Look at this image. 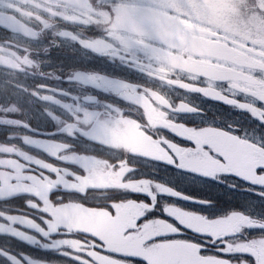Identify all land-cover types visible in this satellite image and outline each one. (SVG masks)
Returning <instances> with one entry per match:
<instances>
[{"label": "flooded vegetation", "instance_id": "obj_1", "mask_svg": "<svg viewBox=\"0 0 264 264\" xmlns=\"http://www.w3.org/2000/svg\"><path fill=\"white\" fill-rule=\"evenodd\" d=\"M60 2L66 7L56 10L64 11L74 19L65 21L60 17H54L52 26L43 31H40L39 24L32 23V27L40 31V36L35 41L0 27V48L6 50L0 51V56L8 57L10 51H17L23 56L25 54L23 48H27L28 55L34 60L32 66H22L25 67L24 71L0 66L1 86L3 83L6 86L0 93L1 103L7 106L36 105L40 108L48 106L51 109L50 112L56 116V119L49 118L47 131H39L31 126L35 121L37 123L38 119L34 110L27 112L29 108H23L19 118H14L25 121L26 117L30 122V129L34 130L29 131L28 136L36 141L45 142L46 147L40 150L36 146L7 145L23 151L32 159H23L15 150L12 153L0 154V160L5 162L0 165V192L7 194L11 191H24V187L31 183L46 184L42 179L18 182L15 172L16 167L21 165L23 166L22 175L39 176L42 172H50V169L45 170L42 167L43 163H48L57 169L54 179L60 188L66 189L60 195L67 203L51 206L53 218H58L61 226L70 228L74 232H91L109 240L114 247L120 248V217L126 211L127 205H133V201L129 199L114 203L113 214L102 206L105 202L104 195L93 192L84 203H80L75 197V193L78 192L71 185L76 179L81 181L84 188L80 193L85 189H105L106 185L113 186L107 189H119L128 182L131 184L132 179L124 180L122 174L124 171L134 169L135 162H127L124 170L119 169L120 172L117 171L115 177L110 179L103 174L95 176L96 172L89 171L88 164H83L86 168L83 169L70 160L67 163L60 161L62 152L70 157L71 154H85L88 158V149H80L81 147L77 145L86 136L80 134L69 136L61 133L60 129L64 128L65 123L70 120L66 110L53 103L43 102L22 89L30 91L37 84H46L51 89H60L68 93L58 98L62 103L71 104L73 110L79 106L99 113L101 121H113L102 128L93 123L79 124L85 132L96 128L94 136L97 137L113 138L112 128L119 135L120 131H124V127H130L132 132L138 131L143 136L149 137L151 130L149 129L146 134L147 129L152 128L153 124L157 122L168 124L171 117H178L152 99L151 95L156 94L163 98L173 110L178 105L185 104L199 109L202 116L206 117H209L208 112L211 111L223 112L227 114L223 116V119L234 122V129L239 130L241 135L264 141V127L249 113L229 106L228 103H219L218 100L205 98L213 94L217 95L222 90V95L228 100L233 98V89H235L241 95L234 98L251 110L252 98L258 99L264 95V78L249 76L244 69L251 67L253 57L264 55V51L244 43L252 37L232 39L223 34L209 36L199 32L193 29L196 27L188 26L196 25L190 18L175 17L170 9L167 12L155 10L161 6L153 0L155 7L152 9V17L158 29L156 37L142 42V45L135 50L126 51L116 37L108 36V33L112 31L111 24L115 20V17L109 14L113 0H60ZM28 10L36 11L30 5ZM0 11L8 12L9 10L0 9ZM25 23H28L27 19ZM61 31L71 35L61 37L59 35ZM72 36L77 39L73 40ZM117 36L122 34L117 33ZM99 37H104L105 42L112 43L113 48L119 49L118 56L124 59L111 55L113 48L107 50L109 54H98L79 43L80 40L92 43ZM262 37L264 36L255 38L256 42L264 40ZM248 53H252V56ZM72 71L85 74V79L88 74H99L104 79H97L95 84L83 81L69 82L68 74ZM87 97L94 99L90 101ZM37 125L36 128L39 127ZM106 130L110 133L109 135H107L108 132H104ZM5 134L7 135L6 131L0 133V140H7ZM61 139H66L64 144L69 146L67 150L53 148L54 144L63 143ZM53 150L57 151V158L51 156ZM99 150L97 147L93 148L94 153ZM36 160L41 161V165H37ZM233 182L230 179L221 183L229 189L228 193H222L221 198L228 200V195L233 198L238 197L236 195L238 190H232L233 187H229V184ZM62 185L68 187L63 188ZM238 187L241 188V194L248 200L257 204L264 203V197L257 194L258 190H250L247 184L241 186L238 184ZM135 196L136 194H133V198ZM30 198L33 197L29 194H17L5 199L0 195V212L22 218L31 216L35 219L40 213L26 206L25 202ZM0 224H3L5 229L11 227L22 230L25 235H32L39 241L32 245L11 234H0V249L15 256L21 264H28L24 259L25 256L33 261H40L41 264H73L71 260L60 255L58 250L41 247L43 244H49L50 240L40 234L26 227L21 228L18 223H11L2 217H0ZM0 264H11V262L6 257L0 256Z\"/></svg>", "mask_w": 264, "mask_h": 264}, {"label": "snow or ice", "instance_id": "obj_2", "mask_svg": "<svg viewBox=\"0 0 264 264\" xmlns=\"http://www.w3.org/2000/svg\"><path fill=\"white\" fill-rule=\"evenodd\" d=\"M28 5L36 9V11L28 10ZM63 7H66V5L62 4L60 0H43V2H39V0H23V3L22 0H0V9L9 10L8 12L0 11V27H4L14 34L23 35L24 38L35 41L39 38L40 31L49 29L52 26L54 17H60L65 21L74 19V17L67 15L66 12L56 10L57 8ZM154 7L155 5L152 0H113L110 5L109 14L114 16L115 20L111 24L112 31L108 33L109 38L116 37L120 45L126 51L135 50L142 45V42L154 39L158 30L152 17V9ZM255 10L258 15L264 17V0H255ZM25 19L28 20V23H25ZM32 23L39 24L41 26L40 31L35 30L32 27ZM117 33H121L122 36H117ZM59 35L61 37H67L71 34L61 31ZM72 39L76 40L77 38L72 36ZM79 43L98 54H109L107 50L113 48L112 43L105 42L104 37L96 38L92 43L83 40H80ZM244 43L249 44L250 47L260 48L264 51V40L256 42L255 37H252L251 40H246ZM97 45L103 46L98 47ZM0 51L6 50L0 48ZM118 51L119 49L113 48L110 54L123 60L124 57L118 56ZM23 52L25 53L23 56L17 51H10L8 57L0 56V66H9L11 69L24 71L25 67L22 66L30 67L34 64V60L28 55L27 48H23ZM248 55L252 56V53H248ZM244 70L247 71L249 76L264 78V55L253 57L252 66ZM97 79H104V77L99 74H88L85 79V74L76 72L73 78H69V82L83 81L84 83L95 84ZM22 90L29 92L30 95L43 102L53 103L66 110L70 120L65 123L64 128L60 129V132L63 134L69 136L80 134L88 137L91 133L82 130L79 127L80 123H93L101 126V128L113 123V121H101L99 113L82 109L79 106L73 110L71 104L62 103L58 97L61 95H68V93L60 89H51L46 84L41 83L37 84L35 88L30 91L27 89ZM217 95L219 96L217 102L228 103L229 106H233L241 111H246L264 127V95L260 96L258 99L255 97L252 98L251 104L253 108L251 110H249L244 103L234 98L241 95V93L235 89H233V98L231 99L225 100L222 95V90ZM205 98L213 99L214 97L206 96ZM73 99H76V97H73ZM87 99L91 101L94 98L87 97ZM189 108H191V106H189ZM8 111L10 113H16L18 108L13 105L10 106ZM185 114L202 116L199 109L189 111ZM47 115L51 119H56L55 114L52 112L47 113ZM2 123L4 125L24 127L29 131H34L30 129V126L25 121L19 119L6 118ZM176 123L182 124L184 132H177L175 129H164V134L160 139V147L167 155L166 157L156 159L157 163L174 166L176 169L190 172L193 175L210 178L220 183L231 179L234 182L229 184V187L233 188L237 186V182H243L249 185L250 190H258L257 194L264 197V141L247 135H241L239 130L234 129V126L231 124L217 127L216 125H209L202 122V125L197 127L183 123L182 121H176ZM207 128L215 130L218 134H221L230 141L244 142L240 144L239 147L256 156V159L247 170L221 169L215 172H208L197 170L191 165L185 154L188 156L199 155L197 151L198 143L195 136ZM176 138H179L180 142H177ZM153 139L155 140L157 137L153 136ZM22 141L26 144H34L37 142L28 135L22 137ZM68 147V145L63 143H56L53 145L54 149L67 150ZM200 147H202L213 160L219 161L222 165L226 163L228 157L225 155L213 151L206 144L200 145ZM14 150L18 156H21L25 160L32 159L31 156L23 151L14 149V146L0 144V154L12 153ZM51 156L57 158V151H51ZM59 158L65 159L63 157ZM142 158L152 159V157ZM66 159L71 160L73 158L68 157ZM4 163L3 160H0V165ZM35 163L41 165V161L39 160H36ZM126 164V160L110 162V166H112L114 170L116 168H123ZM22 167L21 165L16 167L15 176L18 182L20 180L38 181L42 179L51 190L47 194V199H45L39 191L29 188H25L24 191H11L7 194L0 192V195H2L4 199L17 194H29L33 198L26 200V206L40 213L35 219L31 216L22 218L14 215H5L3 212H0V217L11 223H18L21 228L26 227L50 240L49 244H43L41 247L58 250L60 255L71 260L73 264H264V255L255 252L256 245L264 244V221L257 220L256 218L240 212H231L219 217L206 216L195 212L196 215L203 217L209 222L240 218L245 220V224L238 226L235 231L228 232L224 235H217L207 231H194L180 223L175 217H169L168 210L176 206L167 203L161 205L160 203L159 197L161 194H170L171 197H180L181 193L145 176H136L135 169L124 171L123 179L142 180L145 183L150 181V184L154 185V187H151V191L146 188L143 192H136L129 190L128 185H124L119 189H85L82 193H75V197L80 203H84L93 192L104 195L105 202L102 206L106 207L108 211L113 214L114 210L112 205L114 203L122 200H134L136 203L146 206L143 216L137 219L138 226L150 220L158 219L163 220L166 224H170L172 230L150 236L148 239L140 242L137 249L134 251L114 247L109 240L91 232H74L70 228L61 226L59 219H54L52 215V205L67 203L64 197L60 195V193L66 191V189L60 188L59 184L54 179V174L57 172V169L48 163H43L42 167L45 170L50 169V172H42L39 176H24L21 174ZM52 185H55V187H52ZM133 194L140 195L133 198ZM183 199L187 200L189 197L183 196ZM109 201L111 203H109ZM201 203L212 205L211 200L201 201ZM157 211L161 212L162 215H157ZM251 228H258L261 231V235L258 237H249L246 230ZM129 231L131 230H126L124 235H127ZM2 233L11 234L13 237L19 238L32 245L39 243L32 235H25L22 230L11 227L5 229L4 225L0 224V234ZM166 245L176 247L187 246L190 249V256L183 258L165 255L159 249ZM0 256L6 257L11 264H21L19 259L2 249H0ZM24 259L27 260L28 264H41L40 261H33L27 256H25Z\"/></svg>", "mask_w": 264, "mask_h": 264}, {"label": "rangeland", "instance_id": "obj_3", "mask_svg": "<svg viewBox=\"0 0 264 264\" xmlns=\"http://www.w3.org/2000/svg\"><path fill=\"white\" fill-rule=\"evenodd\" d=\"M153 2L161 6V8H155L157 11L166 10L167 12L170 9L175 17L190 18L192 20L191 22L196 25L189 24L188 26L191 28L194 26L196 28L193 29L202 33L211 32L213 35L223 34L231 37L232 39H247L251 37L259 39L261 36H264V17L257 14L255 10V0H153ZM1 84L2 83L0 82V93L3 91V88H6L4 83L2 86ZM212 97H214V100L219 99L215 94H213ZM161 101L165 105H163L160 101L158 103L164 109L172 111L175 115H178V117H171V119L168 120V124H161L158 122L153 124L152 128L147 129L146 133L148 134V130L150 129L151 132L149 135L151 136L146 137L138 131L135 133L132 132L130 127H124V131H120L119 135L115 133L114 128H112L113 138L107 136L97 137L94 136V130L91 128V131L89 132L91 135L85 137L83 141H79V144H77L81 147L80 149H88V158L85 154H71L73 159H71L70 162L76 163L77 166L83 169H86L83 164H88L89 171L96 172L95 176L103 174L106 178L112 179L115 177L116 172H120L119 169L124 170V167L116 168L114 170L113 167L110 166V162H115L117 160L125 161L126 159L127 162H135L134 169L136 176H145L153 181L160 182L177 192H193V194L196 195V192L194 191H196L197 185L203 184L204 181L211 180V182H205L206 185L204 186H198L197 191L199 193L204 191L205 194L208 193V191L222 193L224 189L220 182L200 175H193L190 172L176 169L174 166L157 163L156 159L166 157L167 155L160 147V139L164 134V129H175L177 132H184L182 124H178L176 121H182L183 123L197 127L201 126L202 122L209 125H216L217 127L228 126L229 124L234 125V122L223 119V116L227 115L223 112H208L209 117L191 116L186 115L185 113L175 112L180 107L188 109H192V107L189 108L188 105L180 104L173 110L164 99H161ZM9 108L10 106L3 105L0 101V133H3L4 131L7 133V135L5 134V138H7V140H0V144L18 146L24 145L22 143V137L29 135V130L24 127H13L2 123V121L6 118L14 119L19 118L20 116L19 111L16 113H10L8 111ZM26 108H29L27 112L34 110L38 119V125L35 121V126H39L37 129L39 131H47L49 125V116L47 113H49L51 109H49L48 106L40 108V106L36 105ZM104 132H108V130ZM109 134L110 133L108 132L107 135ZM153 136L157 137V139L154 140ZM195 139L198 143L197 151L199 152V155H185L186 158L189 159L191 165L197 170L208 172H215L221 169L247 170L251 163L256 159V156L239 147L240 144L244 143L243 141H230L211 128L204 129L200 133L196 134ZM65 140L66 139H61L63 144ZM176 141L180 142L179 138H176ZM204 144L208 145V147L213 151L220 152L222 155L228 157L226 163L222 165L219 161L213 160L210 156H208L207 152L200 147V145ZM94 147H97L100 150L94 153ZM125 150L126 152H124ZM61 155L65 159H61L60 161L67 163L69 159L66 158L70 156L65 152H62ZM102 157L103 159H101ZM142 157H152V159H143ZM238 184L241 186L245 183L239 182ZM238 184L234 187L236 191L239 190ZM125 185L129 186V190L136 192H143L146 188L151 191V187H154V185L150 184V181L145 183L142 180L134 179L131 180V184L128 182ZM52 187H55V185H52ZM61 187L67 188L68 186L62 185ZM71 187L78 193H80L84 188L82 182L77 181V179L75 183H72ZM112 187L113 186L108 185L104 186V188ZM24 188L39 191L45 199L48 192L51 190L47 184L42 182H40V185H34V183H31L26 185ZM216 194L217 193L213 194L211 197H214ZM138 195L140 194H136V196ZM241 197L244 199L242 200L243 205H241V210L228 212L221 211V209L210 210L208 207L200 210L190 209L179 203L175 197H171L170 194H161L159 200L161 205L167 203L169 205L176 206L168 210L169 217H175L180 223L193 229L194 231H196L194 220L199 217L195 214V212L213 217L227 215L231 212H240L256 218L257 220L264 221V203L257 204L256 202L245 198L243 194H241ZM227 198L231 199L233 197L228 195ZM143 212L144 211L140 206L127 205L126 211L122 213L120 217L121 249L134 251L137 249L140 242L148 239L150 236L157 235L162 232H168V229H172L170 224H166L163 220L158 219L150 220L137 226L135 222L139 217L143 216ZM157 215H162V213L157 211ZM203 220L205 219L203 218ZM62 222H64V220H62ZM196 223L200 224L201 221L197 220ZM244 224L245 220L240 218H230L217 222H209L206 220V225L210 227L208 231L217 235H224L228 232L235 231L238 226ZM126 230L131 231H129L127 235H124ZM246 232L249 237H258L261 235V231L258 228L247 229ZM159 250L165 255L173 257L187 258L190 256V249L187 246L176 247L166 245ZM255 252L260 255H264V244L256 245Z\"/></svg>", "mask_w": 264, "mask_h": 264}, {"label": "trees", "instance_id": "obj_4", "mask_svg": "<svg viewBox=\"0 0 264 264\" xmlns=\"http://www.w3.org/2000/svg\"><path fill=\"white\" fill-rule=\"evenodd\" d=\"M210 184V183H209ZM185 195L194 197L196 199H201V200H211L212 201V207L216 208V209H221V211L224 212H228V211H240L241 210V205H243V198L238 197L236 198H231L226 200L225 198H221L222 193H228L227 191H223L222 193H217L214 197H211L213 194H215L213 191L210 192L208 191V193H204L203 192H196V195L193 194V192L187 193V192H181ZM193 194V195H192ZM203 195V196H202ZM186 207H188L187 205H185ZM191 208L193 209H203L202 207H196V206H191Z\"/></svg>", "mask_w": 264, "mask_h": 264}, {"label": "water", "instance_id": "obj_5", "mask_svg": "<svg viewBox=\"0 0 264 264\" xmlns=\"http://www.w3.org/2000/svg\"><path fill=\"white\" fill-rule=\"evenodd\" d=\"M155 98L162 103L161 99H159L157 97H155ZM162 104L165 105L164 103H162ZM189 111H194V110L188 109V108H185V107H180L175 112L188 113ZM29 145H33V144H29ZM38 146L40 148H42L41 144H38ZM183 196L184 195H181L180 197H176V198L178 200H181V201L186 202V203H189V204L202 205V206L206 205V204L201 203L200 200H196V199H192V198H189V199L185 200V199H183ZM200 221H201V223L198 224V225L206 230L207 229V226H206L205 221H203V220H200Z\"/></svg>", "mask_w": 264, "mask_h": 264}, {"label": "bare ground", "instance_id": "obj_6", "mask_svg": "<svg viewBox=\"0 0 264 264\" xmlns=\"http://www.w3.org/2000/svg\"><path fill=\"white\" fill-rule=\"evenodd\" d=\"M18 108V111L21 112V110H23V108L27 109L26 107H24L23 105H19V106H16ZM25 122L29 125L30 122L27 120V118L25 117ZM31 126L37 130L36 126H35V122L33 124H31ZM26 146V144H24ZM133 201V205L134 206H140V204L136 203V201L132 200ZM146 208V206H144ZM142 208V207H141ZM144 208H142L143 210ZM135 224L137 225V221L135 222ZM138 226V225H137ZM196 231H205L203 229H201L200 227L196 226Z\"/></svg>", "mask_w": 264, "mask_h": 264}, {"label": "clouds", "instance_id": "obj_7", "mask_svg": "<svg viewBox=\"0 0 264 264\" xmlns=\"http://www.w3.org/2000/svg\"><path fill=\"white\" fill-rule=\"evenodd\" d=\"M54 34H55V33H54ZM74 73H76V71H72V72H70V73L68 74V79H69V78H73Z\"/></svg>", "mask_w": 264, "mask_h": 264}]
</instances>
